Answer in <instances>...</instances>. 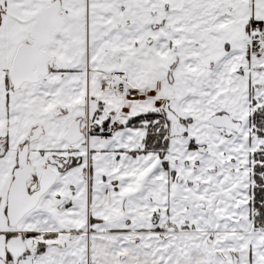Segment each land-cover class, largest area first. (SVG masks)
<instances>
[{
	"label": "snow or ice",
	"instance_id": "obj_1",
	"mask_svg": "<svg viewBox=\"0 0 264 264\" xmlns=\"http://www.w3.org/2000/svg\"><path fill=\"white\" fill-rule=\"evenodd\" d=\"M0 264H264V0H0Z\"/></svg>",
	"mask_w": 264,
	"mask_h": 264
}]
</instances>
